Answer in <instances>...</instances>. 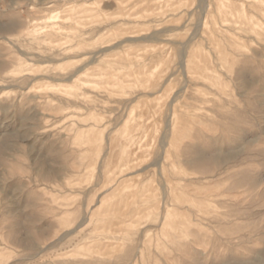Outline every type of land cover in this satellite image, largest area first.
<instances>
[{
    "label": "rangeland",
    "instance_id": "1",
    "mask_svg": "<svg viewBox=\"0 0 264 264\" xmlns=\"http://www.w3.org/2000/svg\"><path fill=\"white\" fill-rule=\"evenodd\" d=\"M219 1L0 0V264H264V0Z\"/></svg>",
    "mask_w": 264,
    "mask_h": 264
},
{
    "label": "bare ground",
    "instance_id": "2",
    "mask_svg": "<svg viewBox=\"0 0 264 264\" xmlns=\"http://www.w3.org/2000/svg\"><path fill=\"white\" fill-rule=\"evenodd\" d=\"M219 6H218V4H216V6H218L219 8H218V10L220 11V12H222V10L221 9H223L224 7H225V3H224V1L223 0H220L219 2ZM228 8V7H227ZM229 9V8H228ZM224 10H225V8H224ZM230 10V9H229ZM218 11V12H219ZM229 13V12H228ZM226 14V13H225ZM240 14V13H239ZM243 14H245V13H243ZM229 15V14H228ZM220 16H221V14H220ZM238 16V15H237ZM245 16V15H244ZM54 18H60V17H51V19H54ZM222 18V17H221ZM234 18V17H233ZM241 19V18H240ZM240 19H239V21H240ZM201 22H203V21H201ZM40 29H42V28H40ZM52 31H53V35H59V36H61L63 33H65L66 31H67V29L65 28V27H60V26H57V25H53L52 26ZM45 31H43V32H39L38 31V29L36 30H34V34L35 35H40V34H43ZM47 32V31H46ZM70 32V31H69ZM55 37V36H54ZM215 37V36H214ZM212 38V37H211ZM67 42V41H66ZM63 43V42H62ZM141 147H138L137 149H140Z\"/></svg>",
    "mask_w": 264,
    "mask_h": 264
}]
</instances>
